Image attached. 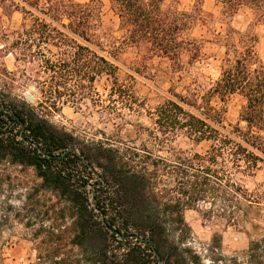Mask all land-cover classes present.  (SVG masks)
<instances>
[{
    "label": "trees",
    "instance_id": "1",
    "mask_svg": "<svg viewBox=\"0 0 264 264\" xmlns=\"http://www.w3.org/2000/svg\"><path fill=\"white\" fill-rule=\"evenodd\" d=\"M107 1L125 32L126 46L144 48L150 57L173 62L181 75L184 57L187 68L201 61L202 42L187 38V31L205 22V0H195L189 12L168 9L167 0ZM217 1L230 20L248 8L254 12L252 22L255 16L264 21V0ZM0 8H12L28 20L14 33V53L24 66L23 77L40 88L48 113L58 109L63 97L81 104L91 94L94 108L118 120V128L130 125L128 118L137 107L132 84L120 78L121 70L113 62L118 46H111L109 56L102 54L106 36L102 0L88 4L0 0ZM228 28L226 42L232 44H227L219 78L194 81L185 95L172 94L156 109L151 128L136 125L137 140H143L138 146L94 150L80 146L26 101L7 102L9 95L0 86V163L35 171L40 182L33 195L42 190L60 206L65 203L60 214L52 206L54 220H65L68 214L73 219L71 245L87 249L89 255L83 261L57 246L41 251L39 259L48 264H157L152 245L160 256L168 247L162 243L166 229L157 215L160 208L177 214L176 223L183 224L182 212L202 203L220 204L221 211L228 210L235 219L236 214L247 213L241 210L242 204L249 203L251 208L264 200L250 195L248 201L247 192L235 181L237 174L254 176L264 164V62L257 51V36H240ZM234 35L240 36L238 43ZM102 78L107 81V100L95 88ZM235 97L243 102L240 121L246 128L227 123L226 109L215 105L216 100L225 104ZM180 139L197 146L207 142L210 148L205 154L186 153L173 146ZM158 151H166L169 158L158 156ZM170 184L173 188L160 189ZM91 188L98 211L92 206ZM62 228L55 224L45 233L47 240L62 241L66 232ZM165 264H172L169 257Z\"/></svg>",
    "mask_w": 264,
    "mask_h": 264
},
{
    "label": "rangeland",
    "instance_id": "2",
    "mask_svg": "<svg viewBox=\"0 0 264 264\" xmlns=\"http://www.w3.org/2000/svg\"><path fill=\"white\" fill-rule=\"evenodd\" d=\"M71 1L88 4L91 0ZM102 1V22L106 33L103 39L105 53L102 54L109 56L112 52L111 46H118L119 52L113 62L121 70L120 78L132 84L131 92L135 94L137 112L132 118H128L130 125L127 128H118V120H111L106 113L95 109L91 94L81 104L67 102L66 97H63L58 109L48 113L44 109L46 106H43L40 88L35 82L27 81L23 77L24 66L16 61L14 53L17 50L13 46L14 33L21 31L28 20L23 13L12 8H0V86L9 95L7 102L26 101L52 126L72 135L80 146L94 150L100 147L126 148L140 145L143 140H137L139 129L136 125L151 128L156 109L172 94L185 95L187 87L194 81L208 83L219 78L227 44L228 47L232 44L231 40L226 42L228 25L240 32V36L248 34L258 37L257 51L264 62V21L255 16L252 22L254 12L248 8H244L236 18L230 20L224 5L217 0H205L202 7V21L205 22H200L194 31H187V38L191 36L202 42L201 61L188 69L187 57H184L182 62L185 67L181 75L176 73L177 66L173 62L150 57L144 48L126 46L125 32L120 28L118 17L110 10L108 1ZM191 2L194 3L190 8H187V0H167L165 6L168 9L189 12L195 4L194 0L189 3ZM240 36H233L236 43ZM106 86L105 78L95 86L103 100H107ZM215 105L226 109L227 123L240 124L242 128H246V124L240 121L243 105L240 98L235 97L225 104L216 100ZM173 146L186 153L205 154L210 143L197 146L180 139ZM76 151L79 153L77 147ZM156 154L169 158L166 151H158ZM166 179L164 176L163 180ZM235 181L247 192L248 196L245 198L248 201L252 200L249 199L250 195L264 199V164L254 176L237 174ZM39 182L31 168L12 165L6 161L0 163V264H48L47 260L39 259L40 253L57 246L73 258L84 261V258L89 257L87 249L71 245L73 219L66 213L65 220H54L56 215L52 206L54 205L55 212H59L65 207V203L60 206L56 198L42 190L33 195ZM166 185H161L160 189L173 188V184L169 187ZM91 196L92 202L95 196L93 188ZM258 202L260 203L252 204L251 208H248L249 203L242 204L241 210H246L247 213L245 216L236 214L235 219L228 210L227 213L222 212L220 204L202 203L196 209L182 212L183 224L176 223L177 214L160 208L157 215L166 229L162 243H166L168 247L166 250L162 249V256L158 254L159 259L156 257L157 264H165L167 257L172 264H177L176 260L179 259L183 260L182 264H264V200ZM55 203L58 205L55 206ZM102 219L104 220L103 217ZM55 224H62V229L66 230L62 235L63 240L58 244L50 243L45 236Z\"/></svg>",
    "mask_w": 264,
    "mask_h": 264
},
{
    "label": "water",
    "instance_id": "3",
    "mask_svg": "<svg viewBox=\"0 0 264 264\" xmlns=\"http://www.w3.org/2000/svg\"><path fill=\"white\" fill-rule=\"evenodd\" d=\"M28 99L31 100L30 98H28ZM74 151L79 155V153H78L75 149H74ZM79 156H80V155H79ZM83 161H84V163L88 164L86 160L83 159ZM89 168L91 169V171H93V172L96 174L95 170H94L91 166H89ZM92 206L98 211V209H97V207H96V203H95L94 197H93V199H92ZM121 238H122V237H121ZM122 239H123V238H122ZM151 244H152V243H151ZM152 248H153V250H154L155 256L159 259L158 253H157V251L155 250V248H154L153 245H152Z\"/></svg>",
    "mask_w": 264,
    "mask_h": 264
},
{
    "label": "crops",
    "instance_id": "4",
    "mask_svg": "<svg viewBox=\"0 0 264 264\" xmlns=\"http://www.w3.org/2000/svg\"><path fill=\"white\" fill-rule=\"evenodd\" d=\"M195 1V0H194ZM190 2V0H187V8H190V6L191 5H193V3L194 2H191V3H189ZM243 10H241L240 12H239V14L242 12Z\"/></svg>",
    "mask_w": 264,
    "mask_h": 264
}]
</instances>
